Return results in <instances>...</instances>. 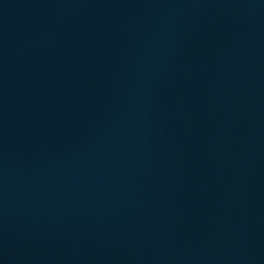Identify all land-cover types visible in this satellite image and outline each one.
Wrapping results in <instances>:
<instances>
[{
    "label": "water",
    "instance_id": "obj_1",
    "mask_svg": "<svg viewBox=\"0 0 264 264\" xmlns=\"http://www.w3.org/2000/svg\"><path fill=\"white\" fill-rule=\"evenodd\" d=\"M0 264H264V0H0Z\"/></svg>",
    "mask_w": 264,
    "mask_h": 264
}]
</instances>
